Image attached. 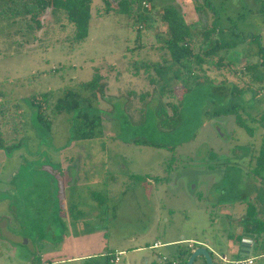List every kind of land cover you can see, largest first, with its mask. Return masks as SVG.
I'll list each match as a JSON object with an SVG mask.
<instances>
[{"label":"rangeland","instance_id":"374dc122","mask_svg":"<svg viewBox=\"0 0 264 264\" xmlns=\"http://www.w3.org/2000/svg\"><path fill=\"white\" fill-rule=\"evenodd\" d=\"M177 1L184 20L196 31V53L216 40L260 36L223 47L220 59L213 57L219 65L211 63L200 82L192 84L195 80L189 77L192 86L185 92L179 79H170L165 87L156 66L148 70L155 84L144 74V63L171 67L158 39L164 25L157 14L151 26L138 31L134 13L116 11L117 0H93L88 35L79 42L73 41V24L61 9H45L40 27L32 30L25 28L24 19L0 16V141L5 146L0 148V264L34 261L41 244L53 243L60 234V209L83 229H98L111 248L123 249L124 264H172L189 242L182 236L193 239L195 247L207 245L214 259L217 253L230 255L229 239L236 242L237 232L242 233L239 220L250 202L264 218V170L257 178L252 173L264 147V81H256L246 69L261 60L257 48L264 45V0H210L227 32H214L209 39L199 28L195 7L203 0ZM152 2L157 7L174 4ZM206 18L210 25L211 11L206 10ZM176 66L166 71L165 80ZM97 69L106 81V93L115 96L110 103L100 98L95 104L103 108L104 135L71 141V115L54 113V103L66 89L79 91V84ZM232 87L241 91L239 101L230 100ZM144 92L149 95L141 97ZM31 99L41 102L52 121L48 135L35 121ZM178 101L182 106L175 117L182 123L171 121L168 112V102ZM232 102L239 103L251 133L232 114L213 116L215 109ZM159 108L167 111L160 116ZM161 118L169 123L163 126ZM19 142L20 147L7 151L6 146ZM65 180L70 188L62 187ZM95 192L101 196L94 197ZM175 238L180 241L150 247ZM136 246L140 251L133 249ZM262 251L255 243L254 264H264ZM194 264H204L202 257Z\"/></svg>","mask_w":264,"mask_h":264},{"label":"trees","instance_id":"16d2710c","mask_svg":"<svg viewBox=\"0 0 264 264\" xmlns=\"http://www.w3.org/2000/svg\"><path fill=\"white\" fill-rule=\"evenodd\" d=\"M93 0H0V16H8V18L24 19L25 28L32 30L35 26L40 27V18L42 12L48 7L51 9L52 13L57 10H63L66 14L67 20L73 24V41L79 42L84 40L88 35L89 21L91 18V4ZM107 2V1H106ZM143 2H145L144 5ZM108 3V2H107ZM205 4L212 8L210 2L207 0ZM135 5V7H134ZM134 7V12H133ZM106 11H110L109 6H106ZM202 9V7H198ZM116 11H122L128 16L134 13V24H137V30L140 31L142 28L151 26L153 14H157L162 25H164L163 35H159L158 39L163 43V48L166 49L170 60L171 67L176 66L175 70L170 79H179L182 81V85L185 90H190L192 84L187 81L188 78H193L195 82H200L206 75L208 67L213 63L214 65H219L220 55L218 51L223 47H233L235 41H241L234 39L232 42H224L223 40H216L212 45L205 47L203 52H194V42L195 32L192 28L187 25L183 19L181 12L171 6H160L157 7L152 3V0H134L133 2H126L125 4L120 3ZM29 15V17H27ZM218 21L214 20L211 26L208 27L206 31H203L206 39H209V34L216 30ZM140 27V28H139ZM243 40V39H242ZM258 53L261 56V60L258 64H251L246 66V69L252 71V76L256 81H264V47L260 46ZM219 55V59L216 63L213 62V57ZM144 74L153 81L152 76L149 74V69L154 66L155 71L159 74L161 79H165L164 74L171 67L161 66L160 64L144 63ZM258 66L262 69L259 70ZM113 67V66H111ZM137 71V70H136ZM168 81V80H167ZM194 83V81L192 82ZM195 84V83H194ZM106 81L104 80L102 74L97 69L93 77L87 82H81L79 84V91L73 89L64 90L61 97L57 98L54 103L52 111L54 113H69L71 115V140H86L98 138L102 135L101 128L103 127L102 121V111L103 108H98L95 103L98 101V96L110 100L108 96H105ZM163 87V85H162ZM223 88L220 87V89ZM164 87L162 88V90ZM171 91V90H169ZM232 99L237 100L236 96L241 93L240 90L237 91L236 87L231 88ZM172 92V91H171ZM238 92V93H237ZM108 97V98H107ZM31 105L35 109V121L38 124L39 129L43 132L42 134L48 135L51 130L52 121L47 118L43 112V105L39 100L31 99ZM111 102V101H110ZM181 105V104H180ZM182 106V105H181ZM239 103L232 102L220 109H215L213 116L220 114H233L235 116V122L250 131V128L245 123V120L239 112ZM176 105L173 106V115L171 116V121H176V114L178 113ZM164 109H160L158 112L160 116ZM178 121L181 118L178 117ZM168 119L161 118V124L164 126L168 124ZM182 123V121H181ZM180 123V124H181ZM145 144L154 145L157 147H166L160 143H155L151 141H144ZM21 142L6 146L7 151H12L13 149L20 147ZM175 146V145H174ZM172 146L171 148H174ZM0 141V148H4ZM258 169L255 173H260L264 169V149L260 152L257 157ZM94 197L101 196L100 193H93ZM247 219L244 221L242 234L237 235V239L240 241L244 236H255L257 242H259L258 247L263 250L264 253V221L257 220L255 218V208L250 205L247 211ZM190 252L184 250L178 255L177 264H185ZM203 259V258H202ZM176 261V260H174ZM203 263L204 259H203Z\"/></svg>","mask_w":264,"mask_h":264},{"label":"crops","instance_id":"0c3cea01","mask_svg":"<svg viewBox=\"0 0 264 264\" xmlns=\"http://www.w3.org/2000/svg\"><path fill=\"white\" fill-rule=\"evenodd\" d=\"M119 83V81L117 80ZM123 97V96H122ZM68 180H65V185H62L64 189L70 188L67 186ZM83 182H79L77 185L74 186H80ZM75 190V187L73 188ZM66 200L67 197H65ZM63 209H60L58 213V217L60 220L61 225V232L59 235H57L54 239V242H50L52 245L46 246L45 250H39L36 254V258L34 261L29 262L28 264H63L61 260H66L67 263L70 264H81V262L86 260H96L99 262H105L109 258H113L114 256H117L119 252H121L118 255L119 263H122L120 260V256L123 254V249H116L111 248V244H109V241H105L102 238V234L98 229H92V230H86L83 229L82 224L79 223L76 219H73L70 215H68V219L65 218ZM69 211V210H68ZM66 211V212H68ZM71 212V211H69ZM85 231L89 232L90 235L87 237L85 235ZM237 235L238 232H237ZM235 236L234 234L232 235ZM94 237V238H91ZM231 237V236H230ZM183 240H188L187 246L184 248V250H188L191 252V250L195 247V243H191V240L193 239H186L184 236H182ZM58 240V241H57ZM234 239H229V248L228 251L230 255H227V253H222L225 256H234L236 255V258H243L247 256L245 254L246 247H243V251L240 253V248L242 244V239L236 242L233 241ZM56 241V242H55ZM180 239H169L164 242L161 241H155L153 245L150 247L156 248L154 245L157 244V247H159L162 244H171V243H177ZM246 245H249L248 242H245ZM133 249L140 251L141 246H136ZM182 250V251H184ZM180 251V252H182ZM69 255L68 257H62L64 255ZM218 254V253H217ZM51 257V258H50ZM163 258V257H162ZM149 260L147 259L146 262ZM176 263H178V260H176ZM124 264V263H122Z\"/></svg>","mask_w":264,"mask_h":264},{"label":"flooded vegetation","instance_id":"af4514ba","mask_svg":"<svg viewBox=\"0 0 264 264\" xmlns=\"http://www.w3.org/2000/svg\"><path fill=\"white\" fill-rule=\"evenodd\" d=\"M134 0H117V2H118V6H119V4L120 3H123V4H125L126 2H133ZM205 1L206 0H203V5L202 6H199V5H195V7H196V9H197V15H198V18H200L199 20V28H201L200 30L203 32V31H206V29H207V26L208 27H210L211 26V23L214 21V20H216V21H218V24H217V27H216V30L215 31H213L212 33H214V32H217V33H222V32H227V29L226 28H224V27H222L221 26V21H222V17L220 16V15H218V13H216V11H215V9H214V6H213V4L211 3V1L210 0H207L208 2H210V4H211V6H212V8H209L206 4H205ZM256 1V0H255ZM153 3V2H152ZM154 4V3H153ZM145 5V4H144ZM147 5V4H146ZM168 5H171V6H173V7H175V8H177L180 12H181V14H182V16H183V12H182V7H181V5L179 4V2L177 1V0H174V4H167L166 6H168ZM198 7H202V8H204V9H198ZM206 10H209V11H211L212 12V16H213V19H212V21L210 22V25L208 24V21H207V18H206ZM184 19V18H183ZM185 21V20H184ZM185 23H186V21H185ZM187 24V23H186ZM187 25H189L191 28H192V30L196 33V31H195V29L193 28V26L192 25H190V24H187ZM198 31V30H197ZM211 33V34H212ZM211 34H209V36L211 35ZM226 35H227V33H226ZM257 38H255V36H253L252 34L250 35V36H248L247 38H245V39H243V40H241V42H251V41H253L254 39H258L259 40V38H260V36H256ZM237 39V38H236ZM220 40H222V39H220ZM232 41H234V39L232 40ZM231 40H230V42H232ZM225 42H227V41H225ZM260 43V42H259ZM260 46H263L264 47V45H262V44H260ZM259 46V47H260ZM258 51H259V48H257V53H258ZM259 54V53H258ZM260 55V54H259ZM258 64V63H257ZM258 69L259 70H261L262 69V67L261 66H258ZM155 71V70H154ZM156 72V71H155ZM118 74H120L121 75V73L120 72H118L117 71V73H116V75H118ZM120 75H119V77H120ZM132 75H135V74H132ZM162 80H164V82H165V87H167V85L170 83V81H169V79L167 78V80H165V79H162ZM117 81V80H116ZM118 81H120V80H118ZM151 81V80H150ZM151 82H154V79H153V81H151ZM164 82H162V84H161V87H160V90H161V92H163V90H162V88L164 87V85H163V83ZM263 82V81H262ZM118 83V82H117ZM194 83H196V82H194ZM194 83H192V84H194ZM154 84H155V82H154ZM162 85H163V87H162ZM181 86H182V90H183V92H185L186 90L184 89V87H183V85L181 84ZM190 86H192V85H190ZM223 88H224V86H223ZM222 89V88H221ZM169 90H171V91H169V92H171L172 93V96H170V97H173V95H174V93H173V89L172 88H169ZM223 91V90H222ZM133 93H134V91H133ZM145 95H149V92H144V93H142L141 94V97H143V96H145ZM105 96H108L109 98H110V100L109 101H107L106 99H103L102 97H100V96H98V101H99V99L101 98L102 100H104V101H107V102H109L110 103V101H111V98H115V96H110V95H108L107 93H106V90H105ZM241 96V95H240ZM240 96L238 95V96H236V98H237V101H239L238 100V98H240ZM107 97V98H108ZM118 97L120 98V99H122L123 97L121 96V95H118ZM127 99H129V98H127L126 97V101H124L126 104H127ZM230 100H232V97H230ZM98 101H97V103H98ZM96 104V103H95ZM167 105H169L170 106V108H169V110H168V112H170L172 115H173V106L174 105H176V107H177V109H180V103H179V101L178 102H168V104ZM158 110H160V108L158 109ZM240 110V109H239ZM164 111L166 112L167 111V108H164ZM214 112V111H213ZM240 112V111H239ZM221 115V114H220ZM220 115H217V116H220ZM223 115H229V114H223ZM233 115V114H232ZM235 117V116H234ZM244 119V118H243ZM263 119H264V116H263ZM245 120V119H244ZM245 123H246V121H245ZM103 124V123H102ZM247 124V123H246ZM248 125V124H247ZM241 127V126H240ZM249 127V126H248ZM250 128V131L248 130V132H250L251 133V127H249ZM220 129L218 128V131H219ZM102 135H104V132L102 133ZM221 136H223L222 134H221ZM94 139V138H93ZM72 141V140H71ZM263 141H264V137H263ZM144 142V141H143ZM143 144H145V143H143ZM145 145H150V144H145ZM151 146H153V147H157V146H154V145H151ZM176 146V145H175ZM175 146H174V148H169V149H171V150H174L175 149ZM2 149H4V148H2ZM264 149V147L263 148H261V149H259L260 151H259V154H260V152L262 151ZM14 150V149H13ZM12 150V151H13ZM57 150H60V151H63V149H60V148H58ZM209 152V157H211V155H214V152H213V150H209L208 151ZM259 156V155H258ZM257 156V157H258ZM174 156H172V158H173ZM219 157V156H218ZM218 157H216L215 159H218ZM211 158H213V157H211ZM256 160H257V158H256ZM257 162V161H256ZM68 165H69V163H67ZM58 165V164H57ZM258 169V166H257V163H256V166H255V169L253 170V177L254 178H257V175H263L262 174V172H263V170H261L260 171V173H255V171ZM141 178V176H139V175H134V179H140ZM254 199V198H253ZM257 201L259 200L260 202H261V198L260 197H256L255 198ZM250 205H252L254 208H255V218L257 219V220H260V221H264V218H260L259 216H258V210H257V208H256V206L252 203V202H250L249 203V205L247 206V208H246V212H245V214H244V216L243 217H241V219L239 220V224L242 226V231H243V226H244V221L248 218L247 216V211H248V207L250 206ZM262 209H263V207H262ZM2 227V226H1ZM3 228V227H2ZM2 231L3 230H5V228H3V229H1ZM0 233H1V231H0ZM240 234H242V233H240ZM11 239H16V237H15V235L13 234H11ZM262 237H264V233H263V235H262ZM242 239H247V240H250L251 242H248L249 243V247H246V249L247 250H249V254H246L247 256H253V257H255L254 255H253V249H254V247H255V243H257V244H259V242H257V240L255 239V236L254 235H252L251 237L250 236H244V237H242ZM28 245H30L29 244V241H25ZM247 242V241H246ZM47 243V242H46ZM48 245H52L53 246V244H51L50 242H48L47 243ZM47 244H41V249H39V250H45L46 249V246H47ZM207 246V245H206ZM32 247V246H31ZM33 248V247H32ZM194 249V248H193ZM33 250V249H32ZM39 250H37L36 251V254L38 253V251ZM36 254H35V256H36ZM261 255H264V253H263V251H262V253H261ZM211 256H212V252H211ZM115 257L116 256H114L113 258L111 257V258H109V259H107L104 263L103 262H99V261H96V260H86V261H83V262H81V264H119V260L118 261H115ZM36 258V257H35ZM51 258V257H50ZM256 258V257H255ZM161 259H164V260H167V258H165V257H163V258H161ZM212 259H213V263L215 262V259L213 258V256H212ZM61 262L63 263V264H66L67 262H66V260H61ZM172 264H177L176 263V261H172Z\"/></svg>","mask_w":264,"mask_h":264},{"label":"water","instance_id":"95a60500","mask_svg":"<svg viewBox=\"0 0 264 264\" xmlns=\"http://www.w3.org/2000/svg\"><path fill=\"white\" fill-rule=\"evenodd\" d=\"M50 11V8H47V12ZM251 242L247 239H242V244L240 248V253L243 251V247H249V245H246L245 242ZM245 254H249V250H246ZM198 257H202L204 259L205 264H214L213 259L211 256V252L209 248L205 244H200L194 249L191 250L189 257L187 258V261L185 264H194L195 260ZM122 264V263H119Z\"/></svg>","mask_w":264,"mask_h":264},{"label":"built area","instance_id":"2783aa9c","mask_svg":"<svg viewBox=\"0 0 264 264\" xmlns=\"http://www.w3.org/2000/svg\"><path fill=\"white\" fill-rule=\"evenodd\" d=\"M143 4H145V2H143ZM154 246L157 247V244H155ZM120 253L121 252H119V254ZM118 255L115 257V261L119 260ZM216 258L217 259H215L214 264H254L255 263V257L251 255L245 256L243 258L230 259L229 257L223 254H216Z\"/></svg>","mask_w":264,"mask_h":264}]
</instances>
